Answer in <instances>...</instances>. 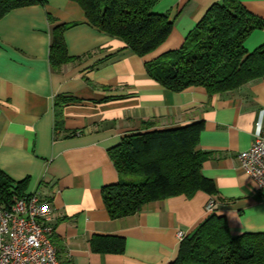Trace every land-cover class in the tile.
<instances>
[{
	"label": "crops",
	"instance_id": "0c3cea01",
	"mask_svg": "<svg viewBox=\"0 0 264 264\" xmlns=\"http://www.w3.org/2000/svg\"><path fill=\"white\" fill-rule=\"evenodd\" d=\"M221 0H158L153 10L173 21L155 50L138 56L124 43L91 26L78 3L47 0L0 18V172L23 193L53 205L51 240L59 264H168L178 254L176 233L189 234L213 212L231 234L264 232V188L240 168L237 154L264 131V77L209 96L200 87L171 91L147 74L145 62L179 48L206 10ZM263 21L246 46L264 42V0H240ZM75 60L53 70L49 47L55 24ZM73 95L63 108L65 137L54 134V100ZM204 121L198 148L209 152L201 173L216 194L197 192L146 203L132 215L110 218L101 195L118 181L108 149L124 136ZM153 122L147 129L144 123ZM124 238L122 252H101L95 239Z\"/></svg>",
	"mask_w": 264,
	"mask_h": 264
},
{
	"label": "trees",
	"instance_id": "16d2710c",
	"mask_svg": "<svg viewBox=\"0 0 264 264\" xmlns=\"http://www.w3.org/2000/svg\"><path fill=\"white\" fill-rule=\"evenodd\" d=\"M47 0H0V18L13 9ZM82 8L86 21L97 30L120 39L138 56L155 50L168 37L173 21L153 10L158 0H72ZM49 22L55 24V19ZM55 24L49 47L53 70L75 57L66 50L64 30ZM263 21L240 0L212 4L188 33L179 48L145 62L147 74L163 87L180 92L203 88L209 96L239 88L264 77V42L248 49L249 36ZM77 101L73 95L54 100V134L74 135L64 128L63 108ZM149 129L153 122L144 123ZM204 121L196 120L172 129H151L124 136L108 149L118 181L101 189L104 206L112 219L139 212L151 201L201 191L216 194L214 182L201 173L209 152L198 148ZM25 180L14 183L0 172V201L22 194ZM101 252H122L124 238L105 236L93 243ZM168 264H264V232L230 233L224 215L208 213L179 244L178 254Z\"/></svg>",
	"mask_w": 264,
	"mask_h": 264
},
{
	"label": "built area",
	"instance_id": "2783aa9c",
	"mask_svg": "<svg viewBox=\"0 0 264 264\" xmlns=\"http://www.w3.org/2000/svg\"><path fill=\"white\" fill-rule=\"evenodd\" d=\"M239 166L254 179L258 189L264 188V131L251 145L237 154ZM214 199L206 204V212L214 210ZM50 201L36 193H13L0 201V264H59L51 236ZM181 241L186 233L178 230Z\"/></svg>",
	"mask_w": 264,
	"mask_h": 264
}]
</instances>
